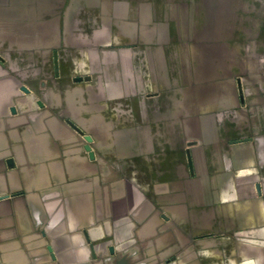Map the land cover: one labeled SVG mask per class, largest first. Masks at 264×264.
Listing matches in <instances>:
<instances>
[{"label":"crops","instance_id":"obj_1","mask_svg":"<svg viewBox=\"0 0 264 264\" xmlns=\"http://www.w3.org/2000/svg\"><path fill=\"white\" fill-rule=\"evenodd\" d=\"M160 1L0 0V264H225L218 247L215 260L188 263L186 238L252 233L253 211L225 192L201 211L214 213V225L191 229L184 202H145L141 186L129 196L134 183L110 156L97 166L80 156L73 124L100 145L108 131L127 128L108 115L113 33H178L192 77L227 74L217 73L227 65L225 43L259 44L250 48L252 73L264 75V0H168L173 12ZM257 90L264 101V82ZM241 141L263 154L262 141ZM68 177L82 186L65 192Z\"/></svg>","mask_w":264,"mask_h":264},{"label":"rangeland","instance_id":"obj_2","mask_svg":"<svg viewBox=\"0 0 264 264\" xmlns=\"http://www.w3.org/2000/svg\"><path fill=\"white\" fill-rule=\"evenodd\" d=\"M145 4L151 7L152 2ZM160 5L161 10L177 11L176 2L161 0ZM110 38L112 106L108 115L113 123L127 128L108 131L109 137L101 138L106 144L100 145L90 131L73 124L76 127L71 132L80 139V156L92 166L99 165L104 154L110 156L112 168L122 166L127 172L123 178L127 185L134 183L129 196L141 186L145 202H184L185 225L191 229L214 225V213L201 211L213 207L219 192L233 197L237 205H248L254 216L252 233L186 238L187 262L209 256L215 260L218 247L224 251L225 264L232 260L264 264V152L259 154L261 148H250L241 141L245 136L262 141L261 146L264 143L259 139L264 138V101L257 90L264 75L252 73L255 52L250 51L259 44L225 43L221 47L227 65L217 73L227 74L192 77L186 58L190 46L185 42L178 46V33H113ZM242 71L251 73L234 74ZM120 73L121 80L117 78ZM153 111L159 115H152ZM137 125L144 129H135ZM83 181L64 178V191L82 186ZM228 182L236 188H226Z\"/></svg>","mask_w":264,"mask_h":264}]
</instances>
